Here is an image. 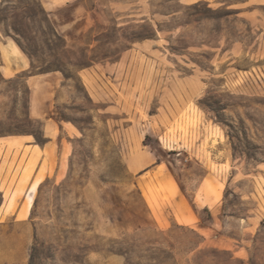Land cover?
Segmentation results:
<instances>
[{"label":"rangeland","instance_id":"obj_1","mask_svg":"<svg viewBox=\"0 0 264 264\" xmlns=\"http://www.w3.org/2000/svg\"><path fill=\"white\" fill-rule=\"evenodd\" d=\"M98 11L67 40L39 0H0V36L33 64L0 75V137L44 142L22 76L51 71L67 78L55 118L82 130L61 133L62 174L32 188L26 264L36 241L43 264H264V0H101ZM175 181L212 232L174 221Z\"/></svg>","mask_w":264,"mask_h":264},{"label":"crops","instance_id":"obj_2","mask_svg":"<svg viewBox=\"0 0 264 264\" xmlns=\"http://www.w3.org/2000/svg\"><path fill=\"white\" fill-rule=\"evenodd\" d=\"M39 1L55 30L67 40L86 32L101 19L98 11L101 0H93L94 5L92 2L88 4L90 0ZM30 69L31 61L20 47L13 40L0 36V75L13 79ZM78 74L81 76L82 72ZM64 83L65 79L59 71L26 77L28 116L42 123V144H38L31 134L0 137V264H26L32 236L33 203L29 205V196L34 197L32 188L39 182V189L42 180L51 177L52 173L55 177L62 174L69 146L60 138L61 133L65 132L72 138L82 135L78 128L70 127L54 116L59 103L58 93ZM154 159L146 158V167L152 166ZM161 166L162 163H157L153 170ZM161 180L168 181L169 178L164 176ZM175 184L178 192L174 197V221L179 223V218L186 220L180 223L196 229L201 235L212 232V225L202 224L184 191L176 181ZM205 207L213 212L214 207L210 204ZM225 247L230 248V242H226Z\"/></svg>","mask_w":264,"mask_h":264},{"label":"trees","instance_id":"obj_3","mask_svg":"<svg viewBox=\"0 0 264 264\" xmlns=\"http://www.w3.org/2000/svg\"><path fill=\"white\" fill-rule=\"evenodd\" d=\"M18 45L20 46V48L26 53L29 55V57L31 58V55L27 52V50L24 48V46L18 42ZM33 67V64L31 63V68ZM24 73H29V71L27 72H24ZM23 74V73H22ZM30 74L28 75H23L22 77L26 79L27 76H29ZM19 76V75H18ZM67 80V78H65V81ZM26 81V80H25ZM27 89L29 91V88L27 86ZM39 122V121H37ZM79 130L82 132L81 128H79ZM18 134H31V135H34L33 133H14V134H8V135H18ZM6 136V135H4ZM35 137V140L37 141L38 144H42L38 139L37 137L34 135ZM41 137H42V134H41ZM44 140V139H43ZM42 186V184L40 185V187ZM32 215H33V211H32ZM213 224V223H212ZM263 226H264V223H263ZM200 238L202 239L201 241H199L198 245L196 246L195 249H198L200 244H202L204 242V239L202 238V236H200ZM43 249H44V245L39 243V242H35L32 246H31V250H30V261H29V264H43L41 261H40V255L44 254L43 252ZM229 259L230 260H236V262L240 263V264H244V262H242V260H239V259H236L234 258V256L231 254L229 255ZM249 264H255V262L253 261V257L250 258V261H249Z\"/></svg>","mask_w":264,"mask_h":264}]
</instances>
